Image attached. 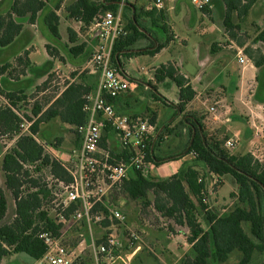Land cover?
Listing matches in <instances>:
<instances>
[{
  "label": "trees",
  "instance_id": "obj_1",
  "mask_svg": "<svg viewBox=\"0 0 264 264\" xmlns=\"http://www.w3.org/2000/svg\"><path fill=\"white\" fill-rule=\"evenodd\" d=\"M122 0H76L64 8V13L69 19L81 24L80 31L84 33L94 19L106 11L117 12ZM258 0H223L225 13L223 23L230 36L239 26L233 22V14L240 19L245 18ZM1 3V2H0ZM7 13H0V50L14 49L21 46V40H31L34 33L26 28V24H35L38 15L44 13V24L54 42L61 40V18L54 10L46 12V0H11ZM202 11H210L203 9ZM155 9L141 10L135 3L127 2L123 6L122 19L129 34L116 42L113 49L112 61L120 74L122 72L121 57L131 55H154L167 45L158 43L156 49H145L137 52L131 51L140 39L150 33V29L141 21L142 17L153 18ZM161 18L162 15H161ZM166 31V27H162ZM69 44H73L60 54V50L52 45H46V52L50 58L66 62L65 58H77L87 48L86 43H78L76 33L68 30ZM256 42L264 43V30L256 37ZM60 48V47H59ZM214 48V47H213ZM216 48V47H215ZM61 50L62 47L60 48ZM214 51V49H213ZM212 51V52H213ZM93 50L89 56L91 58ZM258 67L264 65V56L255 60L253 51L245 50ZM18 56V55H17ZM29 52L24 51L14 63L5 62L0 65V94L5 103H0V136H9L14 140V147L3 153L0 145V170L4 176V185L0 181V262L12 255L27 254L33 260L41 258L46 253L44 242L39 239L40 232H51L59 236L66 224L57 222L47 207L52 197V190L47 184H40V179L33 176L30 171L41 174L47 170L50 176L66 183L71 181L67 171L55 159L45 153L42 146L32 135H39L41 125L58 120L74 128L82 126L87 121L84 112L85 97L96 89V76L89 75L88 71H75L70 73L63 90L56 96L46 99L42 105L36 103L31 110L32 116H26L32 122L31 134L24 133L22 118L17 113L20 105L27 99V92L19 83L14 73L18 68H23L21 73L32 78H44L46 88L52 76L50 63L43 66L31 64ZM88 59V61H89ZM39 72V74H37ZM26 76V75H25ZM157 83L170 80L178 89L177 109L181 119L173 124L159 123L156 111L147 108L140 115L133 114L132 118L142 117L157 125L160 132L155 144H150L148 159L157 166L171 161H178L185 156L191 160L174 175L165 178L143 177L136 173L132 179L115 188L111 197L122 199L126 202L137 203L144 210L153 207L155 211L168 223L167 230L176 234L174 227L186 230V241L191 245L190 251L182 258L181 264H227L234 253H239L238 264H264V162L257 159L252 153L231 154L225 142L230 137L223 129L210 131L205 121L206 115L198 116L197 113L188 112L187 106L195 99L197 92L175 64H162L153 73ZM13 80L15 82L10 83ZM10 83V84H9ZM153 98L169 103L165 98L155 94L156 87L151 85ZM118 113H121V97L109 99ZM170 106V105H168ZM124 110V109H123ZM177 115V110L174 116ZM173 116V117H174ZM187 133V144L184 148L169 158L161 157L159 147L172 136L178 137L182 131ZM76 134V132H75ZM78 147L80 139L76 134ZM61 138L56 139L55 147L59 148ZM153 146V147H152ZM73 147V148H74ZM102 147L110 149L111 154L121 161L130 155L115 139V134L110 130L104 134ZM33 172V173H34ZM214 175L218 179L215 188L220 186L224 176H231L236 184V193L230 197L235 202L232 208L222 213L210 203L211 194L208 193L209 178ZM27 187V189H26ZM10 193L15 203L13 219L4 222L8 214V197ZM206 197L208 202L204 203ZM111 204V201L108 202ZM112 206L119 208L116 204ZM78 204H71L64 212V218L69 220ZM126 214L125 207L119 208ZM95 211L108 216L107 207L98 204ZM170 221V222H169ZM86 229L80 238L90 241V232ZM102 228L110 225L106 218L98 224ZM75 225L66 232L70 234L77 228ZM72 230V231H71ZM87 235V236H86ZM80 239V240H82ZM80 240L70 246H76ZM67 237L64 240L66 243ZM104 239L97 240V243ZM92 256L81 257L74 264H91Z\"/></svg>",
  "mask_w": 264,
  "mask_h": 264
},
{
  "label": "rangeland",
  "instance_id": "obj_2",
  "mask_svg": "<svg viewBox=\"0 0 264 264\" xmlns=\"http://www.w3.org/2000/svg\"><path fill=\"white\" fill-rule=\"evenodd\" d=\"M129 1L133 3L136 1L141 5L150 3L151 0ZM212 3L213 8L210 9V11L205 12L195 8L189 3L188 0H181L179 2L169 0V10L167 13L168 16L165 14V21L160 23L159 28L153 29V31L156 32L160 40L163 42H166L167 39H169L166 47L154 55H131L130 57L121 58L122 72L124 73L122 76L127 80L131 77L136 80L147 82L150 78V73L155 68L161 66L162 64L167 65L168 63L173 64L176 62V64L182 65L181 72L186 74L190 80L194 81L196 74H198L200 71V57L198 55H202L205 51L206 53L209 51L212 52L211 49L213 47L214 49L215 47H220L225 52L233 51V49L229 50L228 48L231 41L235 43V47H238L239 45L237 43H240L242 40H249L250 45L247 47V49L252 50L253 47H256V50H252L253 56L255 60L260 59L263 56L261 48L264 49V46L261 43L256 42V37L264 30V0H259L249 11L248 15L243 19H240L236 13L233 14V22L239 26L237 29L233 30V33L235 34L234 37L230 36L223 23V17L225 13L223 0H212ZM2 5H6V3L4 2ZM162 27H166V31ZM32 29H34L35 34L38 35L31 43V46H33L35 50L31 53L30 58L33 63L40 65L43 64L47 59L44 48V40L39 36L40 32L37 28ZM225 34L228 38L225 37ZM154 49H156V47H154ZM216 62L213 60L210 65H207V71L209 74H211L210 76L212 78L218 74V70H223L220 78L214 82L213 87H217V89H219V84H223L228 89V94H226V90H221V95L226 94L227 99L231 101H227L226 104L233 106L234 114L239 117V120H234L231 122L230 129L231 132L237 134L241 145L233 148L229 152L231 154H247L253 152L257 159L264 162V138H255L253 129L251 128V124L253 122L251 113L248 107L246 108L239 102V91L241 85L237 75L239 73L240 65L237 63V61L232 60V56L230 54L224 58L223 63L220 61H218V63ZM58 64L60 63L57 62L55 66H58ZM255 66L259 68L256 63ZM22 69L23 68H18L14 73V76L19 78V81L16 83L22 85L20 87L27 89V99L20 105L21 109L17 112L22 118V121H24L26 120L27 115L32 116L31 110L36 103L42 105L46 99L56 96V94L63 90L65 84L70 81L69 75L72 71L63 68L62 66H58V68H55L52 72L50 81L45 88L43 85V78H32L31 74L27 77L29 73L25 74V76L21 73ZM260 71V77H257L255 80L258 85V89L250 99V105L254 107L261 106L264 108V65ZM81 72H84V70ZM37 74H39V72ZM166 85L171 86L176 94L177 87L174 83L170 81L167 82ZM194 87H196V89H201L202 85H200L197 81H194ZM138 88L139 87L137 86V89L133 91L135 95L130 96L129 98L130 110L140 112V109L145 111L146 108L149 107L150 110L159 113L160 120L162 122L172 118L170 115L173 113V111H171V109L164 108L165 104L162 101L159 100L158 102L153 100L150 91L146 90L145 87L140 88L141 90H138ZM165 88L166 87L161 84L157 86V92L154 90L153 92L160 96L159 93L165 92ZM206 97L208 101L207 107L218 102L217 99H213L212 94L206 95ZM2 102L5 103V100L0 95V103ZM207 113L208 114L206 117L211 121L212 115L208 112V110ZM38 136L39 139L50 142L53 145L56 143L57 138H61L59 148H62L66 151H68V149L71 147H74L77 142L73 127L63 124L58 120H53L48 124L41 125ZM8 137L9 136H0V145L3 147V153L10 151L14 147L15 141L10 140ZM175 141H178V145L180 146L177 144L175 145ZM186 144L187 133L186 131H182L180 136H172L163 142L158 148L159 153L161 157L169 158L172 154L177 153L179 150L181 151ZM183 158L188 161L191 160L189 155ZM168 171V173H170V170ZM30 172L33 176L35 175L40 179L41 185H49L50 180H48L49 173L47 170H44L41 174H36L34 169V173L32 171ZM0 181L3 186L4 176L1 170ZM55 188L56 186L54 185V189ZM213 189L216 191V193L214 192L215 194L213 196L214 199L219 203L218 207L220 209H231L232 198L230 195L234 191V184L231 178L227 177L220 187L215 188L214 185ZM7 197L9 211L4 222L11 221L15 211V203L9 192L7 193ZM109 201H111V204L114 203L119 206V208L125 207L126 209L127 224L126 226H121L119 229L124 244H127L129 231H135L141 239V246L144 244V246L153 250L148 251V254L155 257V263L166 264L167 252L169 251L168 245L174 247L176 243L181 240L179 237H175L176 240H172V237L169 236L170 233L167 230V226H169L167 222L168 220L166 221L160 215H157V212H153V207L144 210L137 203L126 202L122 199L116 198L114 200L113 197H111ZM47 207L53 210V207L50 204ZM51 213L54 214L55 212L51 211ZM94 226L96 227H94L92 230L93 238L96 239V241H99L103 231L97 225ZM83 229H85L83 224H78L77 228L73 230L72 233L66 235L68 240L66 243H68V245H72L74 242L82 239L80 238V235H84V232L80 233V231ZM80 241L83 242L85 247L82 257L84 258L90 255L92 256L90 249L88 248L89 243L84 239ZM181 245L182 244L180 243V246ZM175 253L177 254L179 252L175 251ZM155 254L159 256V260ZM239 256V253L232 254L227 264H238ZM135 257H137V255ZM134 259H132L129 264L148 263L143 260L139 261V258L135 260ZM32 261L33 259L29 255L23 253L18 254L14 259L10 258L8 260H4L2 264H31ZM91 264H96L94 262L93 256Z\"/></svg>",
  "mask_w": 264,
  "mask_h": 264
},
{
  "label": "built area",
  "instance_id": "obj_3",
  "mask_svg": "<svg viewBox=\"0 0 264 264\" xmlns=\"http://www.w3.org/2000/svg\"><path fill=\"white\" fill-rule=\"evenodd\" d=\"M125 1H121V8ZM168 1L151 0L147 10L165 11ZM188 1L201 11L213 8L212 0ZM121 8L116 13L106 11L99 14L82 34L95 41L91 58L84 70L97 77V86L85 97L86 123L75 128L80 139L79 146L63 151L50 142L39 139L38 135H32L30 132L32 122L24 120L21 125L23 131L31 134L45 153L59 162L71 177V181L66 183L49 175L50 182L47 185L52 190L49 204L53 207L51 211L55 212L51 215L57 219V222L65 223L66 229L59 236H54L51 232L38 234L39 239L46 246V253L35 260L34 264H74L78 261L85 251L83 242L70 246L64 244V240L66 232L80 223H85L90 232L88 248L96 264H129L142 248L139 235L132 230L128 233L127 244H124L119 229L126 225L127 216L120 209L108 204L115 188L130 181L134 174L156 177L161 166H157L154 161L148 159L150 144H155L161 130H158L157 125L140 116L132 118L130 115L118 113L109 100L123 97L137 88L135 83L125 79L118 72L112 61L116 42L129 34L122 19ZM236 56L241 65L249 63L242 51H238ZM248 88L250 89L248 98L251 99L257 86L248 85ZM246 106L250 107L248 104ZM251 107L254 108L250 112L253 120L251 124L253 134L255 138L262 139L264 138V108ZM207 108L213 121H218V106L210 105ZM107 130L115 134V139L122 148L130 151L127 159L117 161L110 149L102 147V140ZM239 145L241 143L236 136L229 137L225 142V147L230 151ZM252 154L255 156L253 152ZM193 156L194 154L190 157ZM176 173L173 172L172 175ZM209 179L208 193L211 194L218 179L214 175H211ZM203 202H208L206 197L203 198ZM73 203L78 204V208L70 216L71 218L66 220L64 212ZM98 204L107 207L108 216L95 211ZM106 218L110 225L102 228L98 224ZM94 225L103 231L100 239L104 241L101 243H97L93 238L92 230L96 227Z\"/></svg>",
  "mask_w": 264,
  "mask_h": 264
},
{
  "label": "crops",
  "instance_id": "obj_4",
  "mask_svg": "<svg viewBox=\"0 0 264 264\" xmlns=\"http://www.w3.org/2000/svg\"><path fill=\"white\" fill-rule=\"evenodd\" d=\"M75 1L76 0H46V3H47L46 12L54 10L57 13V15L61 18V24H60L61 40L59 42L53 41L51 35L49 34V32L46 28V25L44 24V13H42V14L38 15L35 24H26L25 25L26 28H29L34 33V36L31 40H28L26 37L21 40L22 47L24 45H26V48L23 50L20 46L18 48L17 47L14 48V49L0 50V65L5 63V62L14 63L16 58L18 56L22 55V53L26 50L29 52L28 58H29L31 64L36 65V66H43L45 63L49 62L50 63L49 66L51 67V72H53L55 68H58V66H62L65 69L71 70L72 72H75V71L81 72L82 70H84V68L86 67V65L88 63V59H89V56L91 54V51L93 50V48L95 46V41L93 39H90V38L88 39L86 36H83L82 35L83 33H81V31H80L81 24L76 20L69 19L66 16V14L64 13V8L67 5H69ZM0 2H1L0 3V13H3V14L7 13L10 9L11 0H0ZM4 2L6 3V5H2ZM127 2L133 3L129 0H126L123 3L122 8H121V4H120V8L122 11H123V6H125ZM134 3L136 4L138 11L147 10L148 7L150 6V3H145V4H141V5L138 4V2H136V1ZM168 10H169V5H167V9L164 12L155 10V14H154L152 19L147 18V17L141 18V21L143 22V24L146 25L150 29V33L145 35V37H143L142 39H140L131 51L137 52V51L145 50V49L152 50V49H154V47H157L158 43L163 42L162 40H160V38L156 34V32L153 31V29L159 28L160 23H163L165 21V14H166V16H168V14H167ZM161 15L163 18H161ZM32 28H37L39 30V32H40L39 36L44 40V48L46 45L55 46L60 50L59 52L62 55H64L63 54L64 52L66 53V51L69 47L73 46V44H69V39H68V30L69 29L73 30L76 33V40L78 41V43H82V42L86 43L87 48L83 52V54H81L77 58H68V57L65 58L66 62H62L60 60L50 58L46 52L47 59L43 64L39 65V64L33 63L31 61L30 57H31V53L35 50V48L33 46H31V43L33 42L34 38L38 34L36 35L34 32V29H32ZM234 36H235V34H234ZM225 37H227L226 34H225ZM258 43H261L264 46L263 42H258ZM237 44L239 46L235 47V43L233 41H231L229 43V46H228L229 50L233 49V51H230V52L229 51L225 52L220 47H218V48L216 47L215 49L214 48L211 49L212 51L214 49L213 52L209 51L208 53H206V51H205L202 55H200V54L198 55L200 57V61H199L200 71L198 72V74H196L194 81H197L200 85H202L201 89H196V87H194V81L190 80V78L188 76H186V74L181 72L187 79H189L190 84L192 85L194 90L197 92V96L195 97V99L187 106V111L197 113V115L199 117L203 116V115H207L208 114L207 113V102L208 101H207L206 95L212 94L213 99H217V101H218L214 105H218L219 114H218V121H213V119L210 121L209 118L206 119L205 124L207 126V129L210 131H214L217 129H223L228 133V135L230 137L231 136L238 137L237 134H234V132H231L230 124L234 120H239V117L234 114L233 106L226 104V102L229 101L226 97V94H228V89L223 84H219V89H217V87H213L214 82L220 78L223 70L220 69V70H218V72L216 70V72L218 74H216V76L214 78H212L210 76L211 74H209L207 71V65H210L213 60H215V62L217 61L216 63H218V61L223 63L224 58H226L227 55H229V54L232 56V60L237 61V63L240 65V69H239V73L237 75V78L239 79V83H240L241 88H242V89L240 88V91H239V93H240L239 102L247 108L248 106H246V104L250 105V102H249L250 99L248 98V94L250 93V91H249L250 89L248 88V85H253V84L256 85L257 88L255 89V93L257 92L258 85H257L255 80L257 79V77L258 78L260 77V75H261L260 69L262 67L257 68L255 66V61L251 57H249L245 52L247 47L250 45L249 40H247V41L242 40L240 43H237ZM218 45H220V44H218ZM59 47L60 48L62 47L63 50H61ZM261 49H262V53L264 56V49L263 48H261ZM252 50H256V47H253ZM45 51H46V48H45ZM238 51H242L243 54L248 58V60H249L248 64L241 65L238 62V59L236 56ZM123 57L124 56H122L121 58H123ZM57 62L60 64H58V66H55V64ZM173 64H175L176 66H179L180 71H181L182 65L176 64V62H174ZM155 69L150 73L151 75H150V78L147 82L136 80V79H133L131 77L129 79L132 83H135L136 86L139 87L138 90H141L140 88H142V87H145L146 90H149L151 96H152L151 85L156 87V92H157V86L163 84L166 87L165 92H161V93L158 92V93L160 94V96L162 98H165L167 100V102L169 103L168 105H170V106L164 105V108H168V109H171V111H173V113L171 112L172 114L170 115V117L172 116V118L165 121V122H162L160 120V115L158 113V115H159L158 121L160 123H167V124H173L174 125L175 123H177L181 119L180 112L177 109L178 89H177V92L175 94L174 89L171 86L166 85L167 82H170V80H166L163 83H157L153 77V73H154ZM259 72H260V75H259ZM88 74H90V73H88ZM93 76H95V75H93ZM44 78L46 79V77H44ZM44 78H43V80H45ZM13 82H15V81H13V80L10 81V83H13ZM243 85H246V86L243 87ZM0 86L3 88L2 83H0ZM96 86H97V81H96ZM221 90H226L227 93L224 95H221V92H222ZM134 95H135V93L133 91H131V92L127 93L126 95H124L123 97H121V111H122L121 113L131 116L133 114L140 115L141 113L144 112V110H141V109H140V112H136L135 110L132 111L129 109V107H130L129 98H130V96H134ZM172 97H174V98H172ZM257 97H258V95H257ZM152 98H153V96H152ZM153 100H156L159 102V100H157L155 98H153ZM229 102H231V101H229ZM247 102H249V103H247ZM248 109L250 112H251V110L252 111L254 110V108H252L251 105H250V107H248ZM176 110H177V115L174 116ZM256 112H258V111L256 110ZM162 129H163V126L161 127V130ZM176 144L178 145L179 142L175 141V145ZM178 146H180V145H178ZM71 148H73V147H71ZM60 149L63 150L62 148H60ZM70 149H68V150H70ZM63 151H66V150H63ZM187 162H188V160H186L185 158H182L178 161H171L170 163H167V164L164 163L159 167V171H158V174L156 177L157 178L169 177L173 174V172H178L184 166V164ZM173 165H175V166H173ZM168 168L170 170V173H168L169 172ZM227 177H230L231 180L233 181V184H234L233 193H236V184L234 182V179L231 176H224L220 182L221 183L220 186L224 183V180ZM214 192L216 193V191H214V189H213L211 192V197H210V203L212 204V206L214 208H216L218 211H222V213L228 211L229 208L220 209L218 207L219 203L214 199V196H213L215 194ZM234 202H235V199L234 200L232 199V205ZM152 211L156 212L154 208L152 209ZM156 214L159 215L158 213H156ZM173 228L176 231V234L174 232H172V233L169 232L170 233L169 236L172 237V240H176L175 237H179V238H181V240H179L176 243L175 246L177 248L175 246L171 247L168 245L169 251L167 250L168 252H167V257H166V264H181L182 258L190 251L191 245L188 244L186 241V237H185L186 230H182L181 228H178V227L176 228L174 226H173ZM180 243L182 244L181 246H180ZM174 250L178 251L179 253L176 254ZM148 251H153V250L149 247L144 246V244H143L141 250L136 254L137 257H135V259L139 258V261L140 260L146 261V262H148L147 264H156L155 263L156 262L155 257L149 255ZM17 255H12V256H8V257L4 258L0 262V264H2L4 262V260H8L10 258L11 259L16 258ZM155 256H157V259L159 260V256L156 254H155ZM158 260H157V262H158ZM34 262H35V260H33L31 262V264H34Z\"/></svg>",
  "mask_w": 264,
  "mask_h": 264
}]
</instances>
